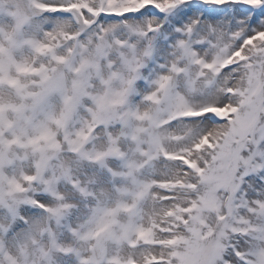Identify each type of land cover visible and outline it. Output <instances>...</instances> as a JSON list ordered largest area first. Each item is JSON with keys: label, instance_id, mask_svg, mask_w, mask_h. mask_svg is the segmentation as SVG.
<instances>
[{"label": "snow or ice", "instance_id": "6c2138e0", "mask_svg": "<svg viewBox=\"0 0 264 264\" xmlns=\"http://www.w3.org/2000/svg\"><path fill=\"white\" fill-rule=\"evenodd\" d=\"M0 264H264V0H0Z\"/></svg>", "mask_w": 264, "mask_h": 264}]
</instances>
